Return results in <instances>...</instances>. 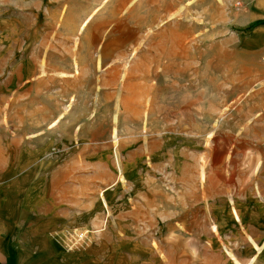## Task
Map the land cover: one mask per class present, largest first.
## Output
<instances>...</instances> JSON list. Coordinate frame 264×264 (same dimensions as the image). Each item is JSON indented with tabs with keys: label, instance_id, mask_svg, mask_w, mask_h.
Instances as JSON below:
<instances>
[{
	"label": "rangeland",
	"instance_id": "1",
	"mask_svg": "<svg viewBox=\"0 0 264 264\" xmlns=\"http://www.w3.org/2000/svg\"><path fill=\"white\" fill-rule=\"evenodd\" d=\"M192 4L182 2L177 21L196 36L182 43L180 66L163 73L178 76L162 77L146 59L133 67L128 52L116 64L119 81L94 90L80 75L78 41L68 36L76 20L67 15L69 0H0V168L11 169L0 178V197L17 205L50 201L62 211L83 206L76 216L89 241L111 230L154 249L178 216L187 230L194 201L208 198L215 211L226 206L227 191H193L190 183L201 176L204 186L211 169L205 182L221 183L222 150L232 166L224 170L236 173V144L220 136L236 135L238 122L264 126V47L255 48L231 18L242 12L235 0L213 2L212 19L204 18V3L189 18ZM220 6L228 20L217 17ZM176 54L166 50L164 58ZM106 91L119 97L93 96ZM159 104L157 123L148 113ZM198 227L204 231V223Z\"/></svg>",
	"mask_w": 264,
	"mask_h": 264
},
{
	"label": "crops",
	"instance_id": "2",
	"mask_svg": "<svg viewBox=\"0 0 264 264\" xmlns=\"http://www.w3.org/2000/svg\"><path fill=\"white\" fill-rule=\"evenodd\" d=\"M231 1L69 0L67 15L76 20L69 22L68 36L78 41L80 75L86 78L82 80L96 85L94 90L111 89L120 79L117 61L128 52L133 67L146 59L147 63L162 69V77L178 76V70L171 75L163 73L168 74L166 68L180 66L182 43L196 36V28L182 31L177 21L182 17V2L193 3L185 11L189 18H196L197 3H204V18L212 19L213 2L222 5ZM244 5L242 12H230L231 18L240 29L251 34L255 48L264 47V0H245ZM220 7L217 17L228 20L230 16ZM208 28L207 34L211 35L212 25ZM188 49L191 50V45ZM195 49L196 43L192 46ZM166 50L177 54L165 60ZM93 96L119 97L109 91ZM164 108L160 105L159 112L150 111L148 116L156 115L154 120L162 122ZM172 114L174 119L177 116L179 127L180 113L173 110ZM235 125L236 135L224 134L220 138L236 144L237 172L224 170L225 166H232L226 161L228 151L222 150L221 165L217 168L220 171H216L221 183L205 182L213 169L204 171V186L200 183L201 176L190 183L193 191H227L221 197L226 196L228 203L215 211L208 206V198L199 206L194 201L187 230L182 229L184 219L178 216L162 233V243L158 242L157 248L150 247L147 239H131L126 237V232H120L119 237L109 230L100 232L96 240L91 238L83 249L68 251L61 238L71 230L84 231L86 225L76 216L82 213L83 206L62 211L50 201L43 204L24 201L17 205L15 200L2 196L0 264H150L149 254L162 256L156 264H264V126L245 122ZM10 171L0 168V178L8 176ZM202 209L204 213L200 212ZM202 223L204 231L198 232L197 227Z\"/></svg>",
	"mask_w": 264,
	"mask_h": 264
},
{
	"label": "built area",
	"instance_id": "3",
	"mask_svg": "<svg viewBox=\"0 0 264 264\" xmlns=\"http://www.w3.org/2000/svg\"><path fill=\"white\" fill-rule=\"evenodd\" d=\"M245 0H235V7L238 10H244ZM262 62H264V56H262ZM89 242L87 232L71 230L65 232L63 237L61 238V243L64 245L65 249L68 251H76L83 249Z\"/></svg>",
	"mask_w": 264,
	"mask_h": 264
},
{
	"label": "bare ground",
	"instance_id": "4",
	"mask_svg": "<svg viewBox=\"0 0 264 264\" xmlns=\"http://www.w3.org/2000/svg\"><path fill=\"white\" fill-rule=\"evenodd\" d=\"M86 23H87V22H86ZM86 23H85V24H86Z\"/></svg>",
	"mask_w": 264,
	"mask_h": 264
}]
</instances>
